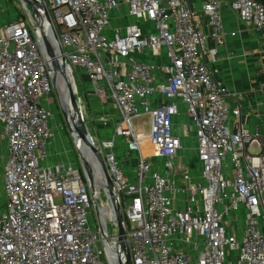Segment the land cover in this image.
Here are the masks:
<instances>
[{
  "label": "built area",
  "instance_id": "2783aa9c",
  "mask_svg": "<svg viewBox=\"0 0 264 264\" xmlns=\"http://www.w3.org/2000/svg\"><path fill=\"white\" fill-rule=\"evenodd\" d=\"M43 2L75 88L74 71L87 80L88 95L116 111L113 138L101 141L99 153L131 263L264 264V128L252 133L244 127L240 107L229 109L228 90L208 68L225 39L236 35L224 29L220 0L203 2L208 33L189 0ZM230 7L264 40L260 3L230 0ZM23 8L27 18L0 28V139L7 149L0 264H119L117 223L110 222V235L105 221L114 252L89 220L93 205L81 169L49 164V63L36 21ZM154 95L167 103L153 105ZM180 105L188 118L181 131L195 139L203 184L187 172L182 186L172 178L182 169L173 161L181 150L174 125ZM143 116L148 130L137 132ZM118 137L136 156L132 178L118 165ZM233 214L243 216L239 237L224 225Z\"/></svg>",
  "mask_w": 264,
  "mask_h": 264
},
{
  "label": "crops",
  "instance_id": "0c3cea01",
  "mask_svg": "<svg viewBox=\"0 0 264 264\" xmlns=\"http://www.w3.org/2000/svg\"><path fill=\"white\" fill-rule=\"evenodd\" d=\"M203 2L204 0H189L191 8L196 13L201 30L204 33H208L207 21L201 12ZM218 11L224 29L236 35L234 37L228 36L225 39L224 45L218 49L215 61L208 62L209 71L212 77L228 90L231 97L227 102L229 109L237 106L240 107L244 127L248 128L252 133H262L264 128V40L255 31L251 23H245L240 20L238 15L231 9L230 0H220ZM16 20L12 19L11 21ZM212 46L213 41L209 40L207 48H211ZM86 92L87 96L94 101L90 102L92 105H95L94 109L98 113H105L103 109L104 105H101L95 98L88 95L87 87ZM159 102L167 103L165 99L156 95L151 98L153 105ZM186 122H188V118L185 115V107L180 105L179 112L174 118L175 129L180 138L182 136L186 139L191 136L195 154L192 163L184 159L181 151L173 159L182 168L172 175L178 186L183 185L181 179L183 172H187L191 176L193 183L203 184L201 167L197 161L195 152V139L193 135H186L181 131V125ZM231 122H233L232 117L229 119L230 125ZM52 131L55 137V131ZM51 144L48 147V152L53 147ZM48 160L49 164L57 163L53 161L51 154H49ZM151 164L153 165V169L157 171L158 168L155 167L157 163ZM135 166L136 161L133 168L123 170L129 178H132ZM243 222L241 214H233L224 221V225L227 228L228 234L239 237L243 228ZM262 225L264 229V223Z\"/></svg>",
  "mask_w": 264,
  "mask_h": 264
},
{
  "label": "rangeland",
  "instance_id": "374dc122",
  "mask_svg": "<svg viewBox=\"0 0 264 264\" xmlns=\"http://www.w3.org/2000/svg\"><path fill=\"white\" fill-rule=\"evenodd\" d=\"M45 1L47 2L48 0ZM24 16L27 18L28 13L23 8V5L19 0H0V28L3 27L4 24L11 22L12 19L18 20L24 18ZM34 26L36 29V25ZM74 77L76 81L75 85L77 88L74 89L76 91L75 98L77 100V104L79 107V111L83 123L91 137L90 143L94 148L100 151L101 141L113 138L114 123L116 122L117 119L116 111L112 105H106L103 106L105 113L103 114L98 113V111L94 109L95 105H92L90 103L91 101L92 102L94 101L92 100V98H89L87 96V92H86L87 86L85 87L84 85L85 84L84 79H82L76 71H74ZM45 105L49 109L52 116V119L50 121V127L52 130L55 131V137L51 144L53 147L48 153L53 156V161L55 162H61L63 160L65 164H70L73 167L81 169L76 148L73 144L72 137L68 132L67 127L62 119L60 112V105L54 93L52 94L51 101L49 103L45 101ZM148 122L149 119L147 116L141 117L139 121L140 125L136 131L147 132L149 125ZM84 148L88 153H90V150L85 145ZM193 149L194 148H193V142L191 140V136H189L186 139L181 136L180 151L182 152V156L184 157V159L186 161H190L191 163L193 162V158L195 154ZM104 151H102V154L104 153ZM114 152L115 155L118 157V165L122 170L124 169L128 170L129 168L134 167L136 156L134 154H132L131 156L128 153L127 145L123 138L118 137L115 139ZM150 152L151 151H149V153ZM252 152H256V150H253ZM90 155L91 157H93L95 161H97L100 164L94 152H91ZM6 157H7L6 142L1 141L0 139V205H3L5 199L4 191H3L4 181L2 176V167L4 161L6 160ZM149 161L153 164L157 162L155 158H151ZM96 185L97 187H99L98 193L100 199V210L101 213H103L104 215L105 218L104 221H107L108 223V229L111 235L113 229H112V224L110 222H113L114 218H113V209L111 206L109 193L107 190L102 189L103 188L102 184L101 185L96 184ZM91 218L96 223L93 209L91 210V214H89L90 221Z\"/></svg>",
  "mask_w": 264,
  "mask_h": 264
},
{
  "label": "water",
  "instance_id": "95a60500",
  "mask_svg": "<svg viewBox=\"0 0 264 264\" xmlns=\"http://www.w3.org/2000/svg\"><path fill=\"white\" fill-rule=\"evenodd\" d=\"M19 1L23 6H26L29 9V12H31L33 19L36 21L41 51L49 63L47 71L50 73L53 93L58 100L62 119L72 137L73 144L77 151L82 174L90 193L93 211L95 214V221L100 232L101 239L105 241L109 248L113 249L114 252L116 251V249L109 242L108 230L106 228L104 218L101 214L98 187L94 178L95 172L89 161L83 156L82 152L80 151L79 143H83L90 150V153L94 152L101 165V169L108 188L111 206L117 223L118 236H120L119 241L122 240V244H120L121 252L116 251L120 258L119 264H132L129 255L125 251V245L123 243V240H125L124 220L113 191L112 181L105 167V164L102 161L99 151L90 143L91 137L83 123L77 100L75 98V86L74 84H71L72 82H70L69 79L68 65L64 57L62 56L60 46L55 43L56 36L54 35L53 26L48 11L44 5L43 0ZM58 77L62 78L65 84L67 90V100L71 107L70 113L66 112L63 108L62 101L60 99L59 92L56 86V80ZM123 251L126 255V259L122 257Z\"/></svg>",
  "mask_w": 264,
  "mask_h": 264
},
{
  "label": "bare ground",
  "instance_id": "6f19581e",
  "mask_svg": "<svg viewBox=\"0 0 264 264\" xmlns=\"http://www.w3.org/2000/svg\"><path fill=\"white\" fill-rule=\"evenodd\" d=\"M68 75H69L70 82H72L70 74H68ZM56 86L58 88V91H59V94H60V98H61L64 110L66 112L70 113L71 107H70L69 102L67 100V90H66V87H65V84H64L62 78H60V77L57 78ZM79 149L82 152L83 156L89 161V163L91 164V166H92V168H93V170L95 172V177L94 178H95L96 184H99V185L102 184V187H103L102 189L108 191L107 184H106V182H104V179L101 176V173H102L101 165L97 161H95L93 159V157H91L90 153H88L86 151V149L84 148L83 143H79ZM101 214H102V216L104 218L103 213H101ZM113 218H114V221H116L115 216H114V212H113ZM104 220H105V218H104ZM122 257L124 259H126V255H125L124 251H123Z\"/></svg>",
  "mask_w": 264,
  "mask_h": 264
},
{
  "label": "trees",
  "instance_id": "16d2710c",
  "mask_svg": "<svg viewBox=\"0 0 264 264\" xmlns=\"http://www.w3.org/2000/svg\"><path fill=\"white\" fill-rule=\"evenodd\" d=\"M256 2H258V3H260L263 7H264V0H255ZM80 77L82 78V79H84V81H85V87H86V85H87V80L85 79V77H83L82 75H80ZM131 155V154H130ZM132 156V155H131Z\"/></svg>",
  "mask_w": 264,
  "mask_h": 264
}]
</instances>
